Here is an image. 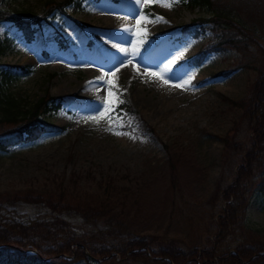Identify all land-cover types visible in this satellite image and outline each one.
Here are the masks:
<instances>
[{
	"label": "rangeland",
	"instance_id": "1",
	"mask_svg": "<svg viewBox=\"0 0 264 264\" xmlns=\"http://www.w3.org/2000/svg\"><path fill=\"white\" fill-rule=\"evenodd\" d=\"M47 1L63 0H1L0 8L13 16L37 18ZM143 10L166 22L147 23L143 29L136 25L140 13L134 0H70L62 12L53 11L46 20L31 24L30 41L11 22H0V67L18 74L6 92L16 98L19 109L45 93L53 96L49 103L57 108L41 118L59 128L0 151V194L50 189L59 177L67 180L71 171L84 176L77 183V191L84 194L95 186L100 172H107L122 176L121 183L128 187L120 196L126 213L124 231L144 237L154 250L169 241L180 249L206 247L215 228L212 217L223 205L219 198L210 200V194L216 182L220 188L232 182V170L239 162L237 155H227L224 159L230 165L224 166L223 147L216 139L231 134L232 120L237 118L236 109L223 98H246L256 72L241 66L234 50L209 52L199 65L189 63L214 39L208 24L192 23L194 18L206 16L203 9H189L179 1L171 8L152 4ZM125 16L129 19H122ZM105 18L114 23H106ZM121 25H134L133 40L141 38V31L147 34L142 55L129 69L105 77L123 90L125 102L116 115L124 123L115 131L128 135L106 131L103 120L97 125L80 119L96 115L83 108L98 95H107L103 84L88 82L116 63L119 56L112 44L130 43L119 32ZM185 49L184 58L168 74L170 85L163 84L168 76L150 75ZM22 69L27 73L22 75ZM185 73L194 74L192 86L174 87L179 79H187ZM163 144L179 154L177 183L172 187ZM88 170L90 176L85 175ZM17 208L22 218L51 216L41 206L20 203ZM63 217L76 232L93 229L82 220ZM245 224L264 233V193L252 195ZM229 240L233 245L239 236Z\"/></svg>",
	"mask_w": 264,
	"mask_h": 264
},
{
	"label": "trees",
	"instance_id": "2",
	"mask_svg": "<svg viewBox=\"0 0 264 264\" xmlns=\"http://www.w3.org/2000/svg\"><path fill=\"white\" fill-rule=\"evenodd\" d=\"M179 1L189 9H203L206 16L194 18L192 23L208 24L214 35L204 50L190 58V64L199 65L209 52L234 50L240 65L256 72L246 98H223L236 109L237 118L232 120V133L216 139L223 147L224 166L230 165L224 159L227 155H237L239 162L232 170V182L225 188L216 182L210 194V200L219 198L223 205L212 217L215 228L209 245L180 249L169 241L154 250L144 237L123 230L126 213L120 196L128 187L121 183L122 176L100 172L92 190L83 194L77 191V183L84 176L71 171L67 180L59 177L50 189L0 194V264H264V233L245 224L252 195L264 193V0ZM69 4L70 0L47 1L37 18L13 16L0 8V22H11L30 41L34 33L31 24L46 20L53 11L62 12ZM17 75L0 67V151L59 131L41 118L57 108L50 106L53 96L45 93L29 107L19 109L16 98L6 92ZM162 146L172 187L177 183L179 154L166 144ZM91 174L90 170L85 173ZM20 203L41 206L51 216L22 218L17 208ZM66 215L93 229L76 232L63 217ZM234 236H239V241L230 245Z\"/></svg>",
	"mask_w": 264,
	"mask_h": 264
},
{
	"label": "snow or ice",
	"instance_id": "3",
	"mask_svg": "<svg viewBox=\"0 0 264 264\" xmlns=\"http://www.w3.org/2000/svg\"><path fill=\"white\" fill-rule=\"evenodd\" d=\"M134 2L140 13L135 17L136 25L141 26V28L143 29L147 23L166 22L164 21L163 17H160L155 13L144 12L143 9L145 5L161 4L165 7L171 8L175 3L179 2V0H134ZM122 19L128 20L129 17L125 16ZM133 28L134 25H121L119 31L127 36V40L130 41V43L128 44V46L120 43L112 44V47L116 49V52L119 56V58L116 60V63L112 65V68L108 72L103 73L101 76L95 77L92 81L88 82L90 85H95L98 83L103 84L107 89L106 96L101 97L98 95L96 97V100L92 104L86 105L83 108L84 111L94 112L96 113V115H87L80 117V119H83L86 122H94L97 125L100 123V120H103L108 125L105 130L114 132V134L116 135H128V133L115 131L117 127H122L124 123V121L116 115L119 105L125 102L123 99H121L123 90H120L114 81L106 80L105 77L115 76L116 73L121 70V68L126 67L127 64H132V62L135 61L137 57H140L142 55V49L144 48L147 41V34L146 32L141 31V38L139 40H133L132 37L136 35V33L133 31ZM186 51L187 49H185L184 51H178L175 55L172 56L171 59H168L167 63H165L158 72H151L150 75L168 76V78L164 80V83L169 84L171 76L168 74L174 72L175 66L184 58ZM117 64L119 65V67L116 66ZM84 66L91 67L92 65ZM133 67L135 68L136 65L133 64ZM144 72L149 73V69L145 68ZM184 75L187 76V79H179V82L173 85L174 87L186 89L192 86V79L194 78V74L185 73ZM113 89H115V91H113ZM131 122V120L127 121L128 124H131Z\"/></svg>",
	"mask_w": 264,
	"mask_h": 264
},
{
	"label": "bare ground",
	"instance_id": "4",
	"mask_svg": "<svg viewBox=\"0 0 264 264\" xmlns=\"http://www.w3.org/2000/svg\"><path fill=\"white\" fill-rule=\"evenodd\" d=\"M105 22L106 23H109V22H111L112 24L114 23V22H112V20L110 19V18H105ZM100 23V22H99ZM122 24H123V22H122ZM100 25V24H99ZM117 27V26H116ZM115 27V28H116ZM158 27V26H157ZM105 30H106V28H105ZM116 30H118V29H116ZM113 31H115V30H113ZM120 32V31H119ZM117 33V32H116ZM111 45V44H110ZM112 51V50H111ZM113 52V51H112ZM132 64H127V66L126 67H124V68H121V70H126V69H129V67L131 66ZM135 70V69H134ZM163 84L167 87L168 85L167 84H165L164 83V80H163ZM170 85V84H169ZM86 86V85H85ZM169 88V87H168ZM79 89V88H78ZM81 89V88H80ZM75 90V89H74Z\"/></svg>",
	"mask_w": 264,
	"mask_h": 264
}]
</instances>
